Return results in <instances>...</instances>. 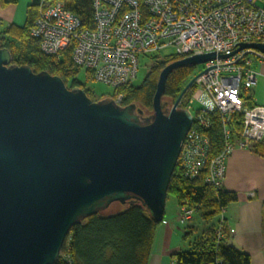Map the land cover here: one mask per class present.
Here are the masks:
<instances>
[{
	"label": "water",
	"instance_id": "water-1",
	"mask_svg": "<svg viewBox=\"0 0 264 264\" xmlns=\"http://www.w3.org/2000/svg\"><path fill=\"white\" fill-rule=\"evenodd\" d=\"M264 60V43L240 50ZM234 53V54H235ZM229 57V56H221ZM216 58L187 57L158 77L153 114L99 102L48 72L11 65L0 44V264H55L71 228L112 203L140 202L164 217L168 187L192 116L162 97L169 75Z\"/></svg>",
	"mask_w": 264,
	"mask_h": 264
},
{
	"label": "built area",
	"instance_id": "built-area-1",
	"mask_svg": "<svg viewBox=\"0 0 264 264\" xmlns=\"http://www.w3.org/2000/svg\"><path fill=\"white\" fill-rule=\"evenodd\" d=\"M91 1L94 26L84 28L66 0H40L30 34L45 55L58 57L69 51L75 68L114 89L119 105L124 99L119 90L136 78L141 58L160 57L168 47L181 59L216 55L202 63L204 69L192 85L186 107L192 126L178 163L186 178L204 175L207 184L222 188L230 154L252 150L264 139V106L251 103L247 95L255 84V56L246 53L248 49L235 53L242 44L264 43V0ZM194 104L198 108L192 114ZM215 121L221 124L223 146L212 155ZM194 216L195 208L180 207L182 225ZM224 228L221 218L219 238Z\"/></svg>",
	"mask_w": 264,
	"mask_h": 264
},
{
	"label": "trees",
	"instance_id": "trees-1",
	"mask_svg": "<svg viewBox=\"0 0 264 264\" xmlns=\"http://www.w3.org/2000/svg\"><path fill=\"white\" fill-rule=\"evenodd\" d=\"M39 1H30L22 26L12 23L0 30L1 48L11 53V65L28 66L35 73L48 72L58 76L68 89H83L95 102L106 98L113 99L115 92L109 97H98L77 81L79 70L75 68L69 51L58 57L41 52L37 40L30 34ZM17 3L18 0H0L2 7ZM65 4L79 18L84 28L94 26L91 0H66ZM179 59L181 57L175 55L167 58L151 56L152 64L142 83L138 86L129 83L119 90L124 94L121 105L136 104L142 111V117L149 118L153 114V98L161 70ZM194 70L195 67L185 66L175 69L169 75L162 97L166 109L173 106L192 79ZM192 90L193 87L181 100L180 109H186ZM210 144L212 155L221 152L223 139L221 124L217 121L210 132ZM251 151L264 158V139L255 144ZM168 195L174 196L180 207L187 205L195 208V216L201 219L200 224L195 226V236L189 243L190 249L171 256L174 264H252L248 253L226 242V228L223 229V238H219L216 233L223 209L238 200L235 192L224 187H212L205 182L204 175L195 179L186 178L182 167L177 163L169 183ZM123 205V209L116 213L105 215L99 212L74 225L55 264H148L157 228L164 221V217L161 221H156L138 201ZM214 219L215 222L209 224ZM190 233L191 231L184 235V239ZM63 255L66 256L65 259Z\"/></svg>",
	"mask_w": 264,
	"mask_h": 264
},
{
	"label": "crops",
	"instance_id": "crops-1",
	"mask_svg": "<svg viewBox=\"0 0 264 264\" xmlns=\"http://www.w3.org/2000/svg\"><path fill=\"white\" fill-rule=\"evenodd\" d=\"M12 9L13 5H0V30L16 24ZM255 58L252 69L256 78L249 97L251 103L264 106V60ZM223 187L238 196V200L227 205L219 216L226 222V242L248 253L252 264H264V158L251 150L235 149L226 161ZM179 211L178 205L175 215L166 218L164 215V221L156 231L148 264H174L173 254L188 251L195 225L194 222H190V226L188 223L182 225L178 220ZM189 231L191 233L184 239Z\"/></svg>",
	"mask_w": 264,
	"mask_h": 264
},
{
	"label": "rangeland",
	"instance_id": "rangeland-1",
	"mask_svg": "<svg viewBox=\"0 0 264 264\" xmlns=\"http://www.w3.org/2000/svg\"><path fill=\"white\" fill-rule=\"evenodd\" d=\"M30 1L31 0H18V3L13 5L12 10L14 12V19H15L16 24L22 26L25 23L26 9H27V6L30 4ZM174 55H175L174 49L172 47H168L161 51L160 57L167 58V57L174 56ZM252 60H254L255 62L256 58L252 57ZM151 64H152L151 57L147 56V57H143L140 59L138 73H137L136 78L131 82L132 85L138 86L142 83L147 72L149 71ZM203 69H204L203 64H199L195 66V70H194L192 78H194L198 73L203 71ZM76 79L79 83H81L84 86L85 89L91 91L94 95L98 97L100 96L109 97V96H112L113 93L115 92L112 87L93 80L87 74L85 69H80L78 71L76 75ZM247 95L251 96V92L247 93ZM197 108L198 106L194 104L191 108V113L194 114ZM123 206L124 205L122 203L114 202L108 208L104 209L102 213L105 215L113 214V213H116L122 210ZM177 210H178V204H177L175 197L172 195H168L166 199L165 218L167 216L170 217V216L175 215ZM199 219H200L199 216H194V218L190 222H194V225L197 226L200 224L199 222L201 219L200 220ZM215 220L216 219H214V221L209 224H213ZM179 226L181 227V225ZM187 249L188 250L190 249L189 245H187Z\"/></svg>",
	"mask_w": 264,
	"mask_h": 264
}]
</instances>
